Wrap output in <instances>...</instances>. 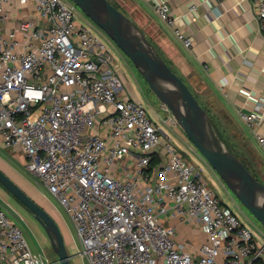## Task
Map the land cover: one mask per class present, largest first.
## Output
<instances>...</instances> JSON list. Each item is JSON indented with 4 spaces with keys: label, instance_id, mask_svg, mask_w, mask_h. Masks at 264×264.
I'll return each mask as SVG.
<instances>
[{
    "label": "built area",
    "instance_id": "2783aa9c",
    "mask_svg": "<svg viewBox=\"0 0 264 264\" xmlns=\"http://www.w3.org/2000/svg\"><path fill=\"white\" fill-rule=\"evenodd\" d=\"M251 2L264 34V0ZM155 8L191 48L172 7L157 0ZM79 10L74 0H0V149L23 155L25 171L56 198L88 264H264V231L221 197L208 174L242 211L166 105L155 118L125 96L122 65L77 23ZM261 112L241 113L252 130ZM4 204L0 264H50ZM173 217L199 227L202 243L180 240Z\"/></svg>",
    "mask_w": 264,
    "mask_h": 264
},
{
    "label": "crops",
    "instance_id": "0c3cea01",
    "mask_svg": "<svg viewBox=\"0 0 264 264\" xmlns=\"http://www.w3.org/2000/svg\"><path fill=\"white\" fill-rule=\"evenodd\" d=\"M110 1L139 25L211 117L218 115L227 121L222 126L228 134L238 136L235 142L248 159L243 160L264 180V149L257 134L264 135V34L251 0H162L172 7L181 28L193 39L191 48L185 47L160 20L155 8L157 0ZM192 5H196V10L190 11ZM128 82L125 76V96L142 101L136 91L138 87L142 90L140 84L136 82L130 87ZM257 107H261L262 118L255 131L241 113H250ZM149 111L159 118L160 113L154 108ZM2 200L7 201L1 194ZM170 223L177 226L179 239L183 228L189 225L178 217H173ZM191 227L194 238L182 241L200 245L205 235L199 227ZM192 249L190 246L189 250Z\"/></svg>",
    "mask_w": 264,
    "mask_h": 264
},
{
    "label": "water",
    "instance_id": "95a60500",
    "mask_svg": "<svg viewBox=\"0 0 264 264\" xmlns=\"http://www.w3.org/2000/svg\"><path fill=\"white\" fill-rule=\"evenodd\" d=\"M74 2L132 61L149 88L171 110L189 140L206 157L234 195L264 225V183L225 144L209 112L145 32L110 0ZM0 184L42 225L58 257V264H74L61 227L53 215L1 168Z\"/></svg>",
    "mask_w": 264,
    "mask_h": 264
},
{
    "label": "rangeland",
    "instance_id": "374dc122",
    "mask_svg": "<svg viewBox=\"0 0 264 264\" xmlns=\"http://www.w3.org/2000/svg\"><path fill=\"white\" fill-rule=\"evenodd\" d=\"M78 24H85L92 28V30L101 36L110 46L113 51L115 61L120 63L123 67L124 78L126 76L129 81L130 87L133 85L140 84L142 90L139 87L136 89L137 93L141 95V100L144 105L150 110L151 107L154 108L161 115L165 116L166 112L162 108V103L157 97V95L149 89V85L146 80L142 77V75L138 72V70L133 65L132 61L121 51V49L117 46L111 45L108 37L100 30V28L85 15V13L80 9L78 12ZM154 44V43H153ZM155 45V44H154ZM137 82V83H136ZM134 83V84H133ZM212 122L216 124L218 130L222 137L224 138V142L227 146L233 148L235 152H238L241 159L248 161L246 157H243L242 154L245 155V151L238 148L239 144H236L235 138L239 139L237 135H230L223 127V118L216 117L211 118ZM177 131L181 137L189 140L185 132L182 130L180 125L177 127ZM177 136V135H176ZM179 142L181 141L178 138ZM190 141V140H189ZM0 168L4 170L13 180H15L33 199H35L39 204L43 207H46L49 212H51L61 227V230L64 235V239L66 241V245L70 253L73 255L72 262L74 264H88L87 260L82 258L78 254V246L79 240L76 236V233L69 223L68 219L65 221L64 217H66L61 209L59 202L52 195L46 192L45 188L37 182L36 177L28 174L24 169V157L23 155H17L16 153H12L6 149H0ZM208 178H210V182L215 186V188L219 191V194L222 198H224L225 202L229 204V206L237 212L241 218V220L247 224L253 226V224L249 221L251 219L258 227H260L264 231V225L257 220V218L249 211V209L237 198L236 200L240 205L242 211L237 207L235 202L228 196L226 191L222 188L220 183L214 179L212 176L208 174ZM213 178V179H212ZM258 178L264 183V180L258 176ZM5 198L7 203H9L16 211H18L23 216V221H19L18 217L13 213L12 210L9 211L10 216L13 220H16L25 236L26 239L33 250L34 253H40L47 259L50 264H58L57 255L54 252L50 240L42 227V225L33 217L31 212L21 205L19 202L14 199L11 193H8L1 185H0V195ZM0 203L4 204L3 200ZM5 205V204H4ZM62 214H60V211ZM244 212V213H243ZM245 214V215H244ZM248 216L249 219L246 217ZM195 236V232L191 225H188L186 228H183L182 233L180 234L181 240L193 239Z\"/></svg>",
    "mask_w": 264,
    "mask_h": 264
},
{
    "label": "trees",
    "instance_id": "16d2710c",
    "mask_svg": "<svg viewBox=\"0 0 264 264\" xmlns=\"http://www.w3.org/2000/svg\"><path fill=\"white\" fill-rule=\"evenodd\" d=\"M115 6H117L118 8H120L118 5H116V4H114ZM121 9V8H120ZM122 10V9H121ZM123 11V10H122ZM124 12V11H123ZM157 48V47H156ZM158 49V48H157ZM159 51V50H158ZM160 52V51H159ZM161 53V52H160ZM162 54V53H161ZM163 55V54H162ZM163 57H164V55H163ZM165 58V57H164ZM166 59V58H165ZM167 62L171 65V63L167 60ZM171 67H172V65H171ZM173 68V67H172ZM173 70H175L174 68H173ZM176 71V70H175ZM177 72V71H176ZM183 78V77H182ZM191 88V87H190ZM197 97V96H196ZM198 98V97H197ZM200 103L203 105V103L200 101ZM203 107L208 111V109L203 105ZM209 112V111H208ZM210 114V113H209ZM211 116V115H210ZM212 118V117H211ZM212 120V119H211ZM213 125H214V127H215V129H216V131H217V133L219 134V136L223 139V141H225L224 140V138L222 137V135L220 134V132H219V130H218V127L216 126V124H214V122H213ZM229 148H230V146H228ZM231 149V151H233L236 155H238V153L237 152H235L232 148H230ZM239 156V155H238ZM240 157V156H239ZM243 160V159H242ZM158 160H156L155 162H157ZM243 162L245 163V165L253 172V174L258 178V175H257V173H255L252 169H251V167L249 166V165H247L246 164V162L243 160ZM259 179V178H258ZM260 180V179H259ZM1 185V184H0ZM3 188H5L4 186H3ZM6 189V188H5ZM7 190V189H6ZM18 201V200H17ZM19 202V201H18ZM20 203V202H19ZM21 204V203H20ZM22 205V204H21ZM24 206V205H23ZM25 207V206H24Z\"/></svg>",
    "mask_w": 264,
    "mask_h": 264
}]
</instances>
